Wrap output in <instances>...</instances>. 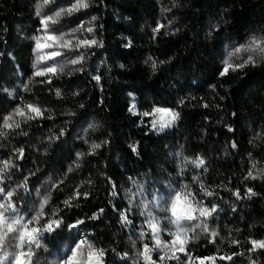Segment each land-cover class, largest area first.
<instances>
[{
	"label": "trees",
	"instance_id": "16d2710c",
	"mask_svg": "<svg viewBox=\"0 0 264 264\" xmlns=\"http://www.w3.org/2000/svg\"><path fill=\"white\" fill-rule=\"evenodd\" d=\"M37 1L0 0V164L10 162L3 186L16 190L18 212L32 215L45 197L41 228L61 221L42 232L43 245L61 256L86 240L103 250V264H136L132 246L150 264L151 232L131 194L149 184L164 198L163 186H187L198 205L216 208L217 225L187 254L264 264V249L251 244L264 241V59L220 75L227 41L264 38V0H91L100 47L79 68L40 79L32 78ZM162 8L172 26L162 25ZM27 105L42 116L3 127ZM156 107L179 113L174 125L153 129L143 113ZM199 159L201 167L191 163Z\"/></svg>",
	"mask_w": 264,
	"mask_h": 264
},
{
	"label": "snow or ice",
	"instance_id": "6c2138e0",
	"mask_svg": "<svg viewBox=\"0 0 264 264\" xmlns=\"http://www.w3.org/2000/svg\"><path fill=\"white\" fill-rule=\"evenodd\" d=\"M50 0H43V4H37L36 14L37 16H41V8L45 5L49 4ZM89 5L87 0H77L71 7L67 9H61L55 12V16H43L41 18V25L43 30L47 32L49 23L55 24L57 19L64 15L65 13L71 14L73 11H77L79 9H86ZM88 32H92L91 28L87 29ZM155 31H159V26ZM57 36L55 35H47L46 40L51 41L52 44H44L41 45L39 37L36 38V47L37 49L41 47H53L56 45ZM59 39L63 40V37ZM97 42L93 40L81 39L77 40L75 43V48L79 49L83 47H91L95 45ZM62 48H72L73 42L71 40L63 41L60 45ZM249 51L253 53V55H259L261 59H264V38L261 39H253L247 48L241 46L236 49V52L240 51ZM61 53L59 52H51L49 53L47 59H53L56 56H59ZM253 55H249L248 58L240 64H232L228 60L224 63V70L220 73L221 76H224L228 73L229 70L236 71L237 69L244 68L248 64H254L255 60ZM84 59L83 54H81L78 58L72 59L70 61L71 64L75 65ZM57 68L55 66L46 67L42 71H38L35 75L43 76L45 73H53L57 72ZM59 71H63L61 67ZM99 80V77H96ZM27 87V85H25ZM59 95V93H57ZM28 113L25 112L22 108H16L14 112L8 116L2 118L3 127L9 130L20 128V123L17 122L14 117L19 116L23 118L26 122L28 120L36 119L38 116H42V111L38 107L33 105H27ZM135 106H133L134 109ZM30 113V114H29ZM144 116H151L152 122L151 126L157 132L163 131L165 128L171 127L179 117V113L172 111L167 108L156 107L153 108L152 112L143 113ZM11 121V123H10ZM90 127H95L94 125H90ZM63 131H61V135H63ZM6 135L5 132L0 131V136ZM58 138V137H57ZM100 144H92L91 148L93 150L99 148ZM235 147V144L232 145ZM135 151V149H133ZM79 156V154H77ZM19 156L22 158L23 151L20 150ZM193 165L196 167H201L204 164L202 159L191 161ZM9 161L3 162V167L0 168V248L5 247L6 245H13L15 250L11 254V259L8 256L3 257V261H6L7 264H33L32 257L35 255L33 252V246L40 247L38 243V238L42 232H53L55 228H59L61 221L51 220L43 225V227H34L31 226L34 223L38 222L43 215V210L48 203V200L45 199L39 206V211L35 216L31 219L24 221L22 217H19L15 214V205L12 203V197L14 196L15 189L7 191L5 193V188L3 186L4 174L10 167ZM71 171V169H69ZM251 175V173H249ZM19 187L25 188L27 190V177L25 178V183L19 185ZM187 186H182L180 191H176L174 195L169 197L168 207L165 209L166 212L170 213L168 217V222L170 224L175 225L176 231L172 233L173 240L171 245H162L158 236H159V225L158 222L155 221L154 217H152L151 213H149L148 219V227L151 230L154 237H156V246L165 248V249H178L180 252H184V245L187 243V230L183 227V222H191V221H200L199 224H196L195 227H199L201 231H208L207 218L210 217L215 211L216 208L213 206L211 209L207 207H194L192 201L188 199L191 196V193H184L183 189ZM251 191V190H249ZM211 192H208L207 195H211ZM79 196V193H76ZM238 196L239 193H236ZM69 201H65V204H68ZM147 207V205H145ZM6 214H11L6 215ZM122 221L127 222V217H121ZM75 227V225H72ZM143 235V233H141ZM215 236V233H212ZM85 244V241L81 240L75 244L74 247L70 249V255H67L66 259L63 261V264H103L102 258L104 256L103 250L95 249L92 245H87V252L85 253L82 245ZM253 246L252 250L256 248L264 249V241H251ZM151 249L145 245L144 248V258L146 260L150 259L149 253ZM164 257H161L163 259ZM221 259H231V257H221Z\"/></svg>",
	"mask_w": 264,
	"mask_h": 264
},
{
	"label": "rangeland",
	"instance_id": "374dc122",
	"mask_svg": "<svg viewBox=\"0 0 264 264\" xmlns=\"http://www.w3.org/2000/svg\"><path fill=\"white\" fill-rule=\"evenodd\" d=\"M91 0H87V3L89 5ZM160 2L162 0H159ZM165 1V0H164ZM77 0H50V3L45 5L41 8V16H37L39 20V27L37 28L36 34L33 38L34 40V49H33V73L32 78H50L53 75H56L58 72H65V71H71L79 68L81 64L87 60L88 57L91 56L93 53V50L95 48L100 47V38L97 31L96 23L93 18V16L89 12V7L86 9H79L77 11H73L71 14L65 13L61 17H59L55 24L49 23L48 30L45 32L43 30V27L41 25V18L43 16H55V12L61 10V9H67L71 7L74 3H76ZM43 4V0H38L35 9L37 7V4ZM37 15V14H36ZM172 18L173 15L167 8H162V25L164 26H172ZM91 28L92 32H88L87 29ZM47 35H55L57 36L56 45L53 47H41L37 49L36 47V38L39 37L41 45L44 44H52L51 41L46 40ZM60 37H63V40L59 39ZM81 39H87V40H95L97 43L95 45H92L91 47H81L79 49L75 48V43L77 40ZM71 40L73 42L72 48H62L59 45L63 41ZM240 45H237L235 43H232L231 41H227L225 43V50H224V60L225 63L226 60H228L230 63L236 65L243 63L249 55H253V53L249 51H240L239 53L236 52L237 48H240ZM248 46H244V48H247ZM51 52H59L61 53L59 56L54 57L53 59H47L49 53ZM81 54H83L84 59L82 62L78 64H71L70 61L72 59L78 58ZM55 66L57 68V72L55 74L53 73H45L43 76L35 75L36 72L42 71L46 67H52ZM63 68V71H59L60 68ZM22 109L25 110L26 113H28L27 107H23ZM14 112V111H13ZM12 112V113H13ZM11 113V114H12ZM30 114V113H29ZM14 119L17 122L24 121L23 118L19 116H15ZM11 123V121H10ZM174 125V124H173ZM3 166L0 164V168ZM5 181V180H4ZM163 189H166V197L163 198V195L159 193L161 189L151 187L148 185H143L140 188H136V190H133L131 194V200L132 202H137L138 205V212L144 217L145 222L148 226V219H149V213H151L152 217H154L155 221L158 222L159 225V240L162 245H171L173 240V235L176 231V227L173 224H170L168 222V217L170 216V213L166 212L165 209L168 207V201L169 197L174 195L176 191H179L175 187H166L163 186ZM9 191L6 190L5 193ZM185 194L187 192L183 191ZM189 200L192 201V204L194 207H202L198 205L195 200L189 196ZM45 200V197H43V200L41 203ZM13 203V201H12ZM147 205V207H145ZM39 211V208L35 210V213L32 212V215L26 216L24 213H20L15 208V214L19 217H22L24 221H27L33 217V215H36ZM11 215V214H6ZM42 217V216H41ZM216 215L212 214L210 217L207 218V224H208V231L204 232L201 231L199 227H195L196 224H199L200 221H191V222H183V227L187 230V243L184 245V252H180L178 249H165L161 247L156 246V237L152 234L151 230V242L154 245V252L155 257L151 260L150 264H166L169 261H178L182 259L184 261V264H211V260L209 259H195L192 256L188 255L186 252V246L190 242H195L197 237H204V236H211L213 237L212 233H215V236L217 234V225H216ZM41 219V218H40ZM34 227H41L40 220L33 225ZM149 228V227H148ZM43 233L38 238V243L40 244V247L33 246V252L35 255L32 257L33 264H63V261L66 259L67 255H70V249L74 247L72 246H64L63 247V253L61 256H57L55 252H52L50 249H48L45 245H43L42 242ZM140 240H144L145 238L140 235ZM85 244L82 245V248L84 249L85 253L87 252V245H92L88 243L86 240ZM93 246V245H92ZM94 247V246H93ZM132 250V257L131 260L134 261L136 264H143L142 259L140 258V252L135 248L130 246L129 247ZM15 248L13 245H6L3 248H0V264H7L6 261H3V257L8 256L9 259H11V254L14 252ZM161 257H164L161 259Z\"/></svg>",
	"mask_w": 264,
	"mask_h": 264
}]
</instances>
